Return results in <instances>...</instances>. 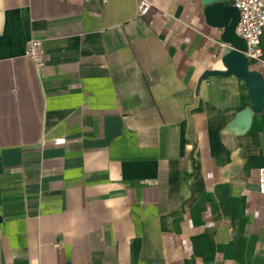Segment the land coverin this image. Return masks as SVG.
I'll use <instances>...</instances> for the list:
<instances>
[{
    "label": "crops",
    "instance_id": "1",
    "mask_svg": "<svg viewBox=\"0 0 264 264\" xmlns=\"http://www.w3.org/2000/svg\"><path fill=\"white\" fill-rule=\"evenodd\" d=\"M140 1L0 0V264H264V41Z\"/></svg>",
    "mask_w": 264,
    "mask_h": 264
},
{
    "label": "built area",
    "instance_id": "2",
    "mask_svg": "<svg viewBox=\"0 0 264 264\" xmlns=\"http://www.w3.org/2000/svg\"><path fill=\"white\" fill-rule=\"evenodd\" d=\"M234 6L240 11V22L237 34L245 39L248 50L245 55L249 59L261 60L263 56L262 42L264 41V0H234ZM151 8L147 0H141L138 6L139 14L145 15ZM26 56L32 60L36 69L41 72L46 65V50L42 40L29 41ZM64 139L57 140L63 143ZM259 192L264 195V166L258 171Z\"/></svg>",
    "mask_w": 264,
    "mask_h": 264
},
{
    "label": "water",
    "instance_id": "3",
    "mask_svg": "<svg viewBox=\"0 0 264 264\" xmlns=\"http://www.w3.org/2000/svg\"><path fill=\"white\" fill-rule=\"evenodd\" d=\"M206 22L221 30V41L230 47L223 57V63L228 69L224 74H235L246 80L249 85L259 82V74L249 69L247 42L240 37L237 26L240 22L239 9L230 4L229 0H203Z\"/></svg>",
    "mask_w": 264,
    "mask_h": 264
}]
</instances>
